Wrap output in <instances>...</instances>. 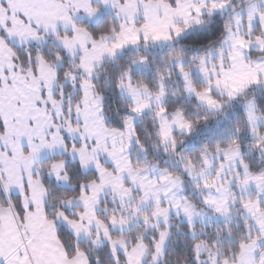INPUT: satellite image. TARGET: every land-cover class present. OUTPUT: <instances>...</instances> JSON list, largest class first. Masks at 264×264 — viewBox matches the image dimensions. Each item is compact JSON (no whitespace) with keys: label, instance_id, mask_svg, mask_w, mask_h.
I'll use <instances>...</instances> for the list:
<instances>
[{"label":"snow or ice","instance_id":"obj_1","mask_svg":"<svg viewBox=\"0 0 264 264\" xmlns=\"http://www.w3.org/2000/svg\"><path fill=\"white\" fill-rule=\"evenodd\" d=\"M0 264H264V0H0Z\"/></svg>","mask_w":264,"mask_h":264}]
</instances>
